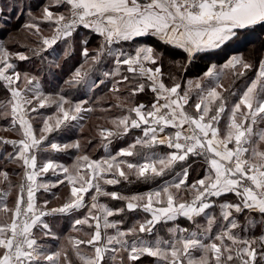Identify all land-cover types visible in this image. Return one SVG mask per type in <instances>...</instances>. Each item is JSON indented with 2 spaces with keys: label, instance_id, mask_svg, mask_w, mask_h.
<instances>
[{
  "label": "snow or ice",
  "instance_id": "1",
  "mask_svg": "<svg viewBox=\"0 0 264 264\" xmlns=\"http://www.w3.org/2000/svg\"><path fill=\"white\" fill-rule=\"evenodd\" d=\"M258 28L264 0L0 4V264H264Z\"/></svg>",
  "mask_w": 264,
  "mask_h": 264
},
{
  "label": "trees",
  "instance_id": "2",
  "mask_svg": "<svg viewBox=\"0 0 264 264\" xmlns=\"http://www.w3.org/2000/svg\"><path fill=\"white\" fill-rule=\"evenodd\" d=\"M34 2H35V0H34ZM22 21V20H21ZM15 25H16V21H14V23H13V26L15 27ZM262 35H264V29H260V28H258L257 30H256V32L255 33H252V34H250L249 35V40H251V41H253L254 43H256V44H258L259 43V38L262 36ZM7 37H6V35H4V34H0V40H2V39H6ZM22 41H23V39H24V37H23V35H21L20 37H19ZM94 46V45H93ZM252 45L251 44H249L248 45V47H251ZM201 67H203V63H201ZM249 75H252L251 73L249 74ZM238 87H243V84L241 83V82H238ZM4 101V94H3V92L2 91H0V102H3ZM96 119L97 118V116L96 115H93V116H91V117H89V119ZM88 120V119H87ZM87 120H86V122H87ZM86 122H84L85 124H86ZM103 125L104 123H102V121H101V119L100 120H93V121H90L89 120V122L87 123V129H86V131L87 132H85V133H88L89 131H90V127H94V129L96 128V125ZM5 125V121L3 120V119H0V128L1 127H3ZM88 128H89V130H88ZM92 132V131H91ZM93 133V132H92ZM95 134V133H94ZM81 136H84V134H82ZM88 139H93V143L92 144H97L98 145V139L97 138H95V135H92L90 132L87 134V135H85ZM49 196V195H48ZM49 197H51V196H49ZM257 234H258V230H257Z\"/></svg>",
  "mask_w": 264,
  "mask_h": 264
},
{
  "label": "crops",
  "instance_id": "3",
  "mask_svg": "<svg viewBox=\"0 0 264 264\" xmlns=\"http://www.w3.org/2000/svg\"><path fill=\"white\" fill-rule=\"evenodd\" d=\"M3 127H6V124ZM0 135L7 136L9 134L6 133V132H4V131H2V130H0ZM95 147H96V149L92 152V149L95 148ZM87 152L90 153V154H92L94 157H98L99 155H102L103 154V149L102 148H99L98 145L95 143V144H91L90 146L87 147ZM63 162H65L67 164H70L72 162V160L69 157H65L64 160H63ZM13 179H16V178L13 177ZM141 190H147V189H141ZM47 195L51 196V194H47ZM49 198H51V197H49ZM65 225H67L66 222H64L62 224V227H63V229H64V231L66 233L67 230H68V225L67 226H65ZM160 234L162 236H166L167 235L166 227L161 226V228H160Z\"/></svg>",
  "mask_w": 264,
  "mask_h": 264
},
{
  "label": "rangeland",
  "instance_id": "4",
  "mask_svg": "<svg viewBox=\"0 0 264 264\" xmlns=\"http://www.w3.org/2000/svg\"><path fill=\"white\" fill-rule=\"evenodd\" d=\"M7 2H8V0H0V4H7ZM21 22H23V21H21ZM13 23H14V21H13ZM89 120H90V121H93V120H100V118H98V117H97L96 119H95V118H94V119H89V118H88V120H87V122H86V124H85V129H84V133H83L84 136H81V137H80L82 140H88V138H87L85 135H87L89 132H90L92 135H95L94 133L96 132V128L94 129V127H90V131H89L88 133H85V132H87L86 129H87V127H88V126H87V123L89 122ZM101 121H102V123H105V121H104L103 119H101ZM88 130H89V128H88ZM91 131H92L93 133H92ZM95 149H96V147L92 149V152H93ZM65 226H67V225H65Z\"/></svg>",
  "mask_w": 264,
  "mask_h": 264
}]
</instances>
